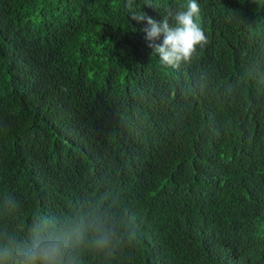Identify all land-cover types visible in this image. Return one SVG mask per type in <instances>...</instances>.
Segmentation results:
<instances>
[{"label":"trees","instance_id":"16d2710c","mask_svg":"<svg viewBox=\"0 0 264 264\" xmlns=\"http://www.w3.org/2000/svg\"><path fill=\"white\" fill-rule=\"evenodd\" d=\"M197 2L209 43L171 67L122 0H0V194L136 217L86 264H264V0Z\"/></svg>","mask_w":264,"mask_h":264},{"label":"clouds","instance_id":"9594fccd","mask_svg":"<svg viewBox=\"0 0 264 264\" xmlns=\"http://www.w3.org/2000/svg\"><path fill=\"white\" fill-rule=\"evenodd\" d=\"M142 4L161 8L160 0H122L126 15L146 21L145 38L162 64L190 62L197 48L209 43L197 0H179L160 12V19L142 11ZM136 231L135 215L114 189L88 197L60 216L39 208L26 216L15 193L0 194V264H86L87 256L109 260L135 242Z\"/></svg>","mask_w":264,"mask_h":264}]
</instances>
